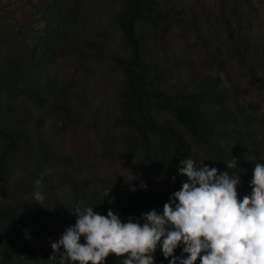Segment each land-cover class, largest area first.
Returning a JSON list of instances; mask_svg holds the SVG:
<instances>
[{
    "label": "trees",
    "instance_id": "trees-1",
    "mask_svg": "<svg viewBox=\"0 0 264 264\" xmlns=\"http://www.w3.org/2000/svg\"><path fill=\"white\" fill-rule=\"evenodd\" d=\"M114 1L124 51L110 55L114 130L97 136L100 151L80 136L90 99L75 85L59 89L52 70L68 64L79 88L96 56H106L100 40L84 35L80 0H36L22 24L0 9V180L21 157L15 193L33 194L37 178L46 193L25 216L16 201L0 200V264H54L51 240L75 223L77 203L124 219L162 211L187 178L177 171L186 157L221 170L234 157L239 197L252 190L255 163L264 161V0H219L216 19L201 0ZM44 111L72 132V152L48 139ZM100 162L138 170L103 173ZM91 172L96 186L83 180ZM155 256L168 264L159 249ZM106 259L121 264L114 253Z\"/></svg>",
    "mask_w": 264,
    "mask_h": 264
},
{
    "label": "clouds",
    "instance_id": "clouds-1",
    "mask_svg": "<svg viewBox=\"0 0 264 264\" xmlns=\"http://www.w3.org/2000/svg\"><path fill=\"white\" fill-rule=\"evenodd\" d=\"M204 161H180L177 171L187 178L162 211L154 207L124 219L112 208L105 214L77 203L71 209L75 223L51 240L49 259L54 264H107L114 253L121 264H157L159 249L168 264H196L198 258L199 264H264V161L255 163L252 190L242 199L236 158L226 161L224 170ZM34 183V201L41 203L46 199L42 181ZM141 187L147 184L141 181Z\"/></svg>",
    "mask_w": 264,
    "mask_h": 264
},
{
    "label": "rangeland",
    "instance_id": "rangeland-1",
    "mask_svg": "<svg viewBox=\"0 0 264 264\" xmlns=\"http://www.w3.org/2000/svg\"><path fill=\"white\" fill-rule=\"evenodd\" d=\"M206 4V8L211 12L214 19L217 17V7L219 0H201ZM36 0H0V9L7 8L14 14L13 23L22 24L32 14L35 9L32 7ZM80 10L84 17V35L96 40L107 48V53L104 59L96 60L90 65L92 67L91 75L88 76L87 82H82L79 88L77 82H72V73L69 71V65L60 62L58 66L53 67V74L57 77V87L59 89L66 87L68 84L75 85L74 89L81 88L83 93H86L90 99L91 108L87 117L86 126L80 129V136L83 137V142H91L96 151H100V140L97 136L104 137L107 132L114 130L113 118L115 112L113 87L118 80L117 75L111 68V54L121 53L124 51L122 35L115 22V14L119 9L118 2L114 0H80ZM78 27V26H77ZM69 86V85H68ZM70 93V92H69ZM44 120V128L50 134L48 139L53 142L59 149L64 152H72L75 147L73 143V134L68 129L61 130V123L57 124L53 117L46 111L41 112ZM84 131V133H83ZM95 158V157H93ZM101 164V165H100ZM100 169L103 173L120 174L121 176H131L132 172L138 170L136 164H131L126 167L116 166L111 167L107 162H100ZM24 162L22 158L16 157L8 168V175L5 180H0V200L16 201L21 205L23 210L20 211L24 216L27 211L37 205L34 201L33 194L15 193L17 183L24 171ZM83 180L91 186L99 184L97 175L94 173H85Z\"/></svg>",
    "mask_w": 264,
    "mask_h": 264
}]
</instances>
